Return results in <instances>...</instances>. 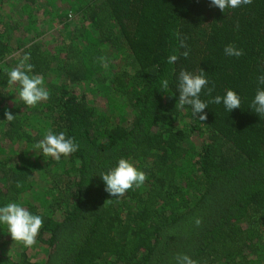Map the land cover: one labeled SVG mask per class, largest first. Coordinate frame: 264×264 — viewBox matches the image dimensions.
<instances>
[{
    "label": "trees",
    "instance_id": "obj_1",
    "mask_svg": "<svg viewBox=\"0 0 264 264\" xmlns=\"http://www.w3.org/2000/svg\"><path fill=\"white\" fill-rule=\"evenodd\" d=\"M28 53L50 91L35 107L5 72ZM184 70L205 72L202 99L232 89L241 108L210 103L205 121L180 108ZM261 74L264 0L224 12L210 0H0V205L44 220L31 247L0 227V264H264V116L250 109ZM49 129L78 151H32ZM120 158L147 179L113 197L99 175Z\"/></svg>",
    "mask_w": 264,
    "mask_h": 264
},
{
    "label": "clouds",
    "instance_id": "obj_2",
    "mask_svg": "<svg viewBox=\"0 0 264 264\" xmlns=\"http://www.w3.org/2000/svg\"><path fill=\"white\" fill-rule=\"evenodd\" d=\"M251 3V0H210L211 6L219 8L222 12L226 9H235L242 5ZM184 47V45H181ZM227 56L240 57L243 50L234 45H228L224 48ZM185 57L189 55L187 51L183 53ZM30 53L25 54L19 63L11 68L5 69L7 74V83L16 85L15 92L25 106L35 107L41 101H46L50 97V91L46 88L44 79L39 75L31 74L34 65L30 63ZM178 57L171 55L168 57V63L173 64ZM106 66V65H105ZM178 84V102L179 107L190 106L194 117L200 121L207 119V113L204 112L210 103L222 104L227 112L241 108L242 98L234 90H226L224 95H216L210 100L201 98L202 91L207 89L209 80L202 70L199 74L189 71H181L177 77ZM257 90L254 98L251 100L250 109L258 116H264V74L257 78ZM169 88V80L163 79L160 82V90ZM210 92L211 90L208 89ZM6 121H13L15 116L12 111L5 109ZM79 145L73 137L68 136L64 131L54 132L49 129L42 139L32 145V151H39L42 156L51 157L59 161L61 157L78 151ZM100 178L105 184V190L113 197L122 196L127 190L134 187H140L147 179L146 173L138 168L131 160L120 158L114 167L101 173ZM44 223L43 217L34 214L20 202H8L0 205V227L6 228L14 241L21 242L26 247H31L37 242V236ZM199 224L200 220L197 219ZM177 264H197L188 255H182L177 258Z\"/></svg>",
    "mask_w": 264,
    "mask_h": 264
}]
</instances>
